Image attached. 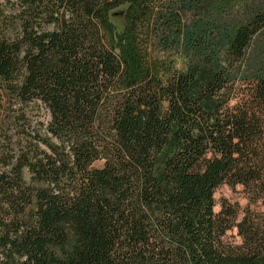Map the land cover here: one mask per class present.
<instances>
[{
    "label": "trees",
    "instance_id": "obj_1",
    "mask_svg": "<svg viewBox=\"0 0 264 264\" xmlns=\"http://www.w3.org/2000/svg\"><path fill=\"white\" fill-rule=\"evenodd\" d=\"M263 32L264 0H0V264H264Z\"/></svg>",
    "mask_w": 264,
    "mask_h": 264
},
{
    "label": "rangeland",
    "instance_id": "obj_2",
    "mask_svg": "<svg viewBox=\"0 0 264 264\" xmlns=\"http://www.w3.org/2000/svg\"><path fill=\"white\" fill-rule=\"evenodd\" d=\"M127 7H120L111 14V21L116 25L119 31H122L125 26V13ZM264 49V32L259 35L256 44L254 45L250 58H259L258 54ZM217 203L216 210H220V204L224 199L232 203H239L242 207L247 205L245 194L241 187L235 189L230 188L227 185L221 186L215 194Z\"/></svg>",
    "mask_w": 264,
    "mask_h": 264
}]
</instances>
